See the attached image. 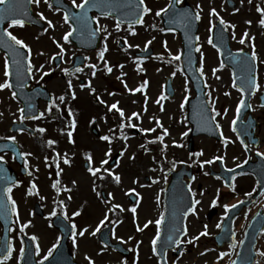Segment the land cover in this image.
<instances>
[{
	"label": "rangeland",
	"instance_id": "rangeland-1",
	"mask_svg": "<svg viewBox=\"0 0 264 264\" xmlns=\"http://www.w3.org/2000/svg\"><path fill=\"white\" fill-rule=\"evenodd\" d=\"M235 1V7H228L223 0L192 1L201 12L198 65L206 78V86L209 88L207 95L211 100L212 109L220 113V115L216 114V119L219 120L224 131V138L233 137L231 123L240 101V93L238 87H233L231 82V69L221 62V55L214 44L209 43L210 39L212 41L215 20L224 21L234 49L248 47L251 52L259 56V64L262 66L260 75L264 81V25L260 23V20L264 19V12L259 10L264 9V0ZM76 2L79 4L81 0ZM163 4L154 3L151 11L145 16L144 23L133 25L134 27L121 25L117 30L115 27L117 22L113 18L99 19L98 27L106 26V31H102V44L94 51H81L70 37L69 41L63 39L72 29V25L69 21L65 22L62 12L49 7L47 0H40L39 4L34 3L37 13H42L46 18L43 28H24L14 31V34L24 39L31 48V61L34 66L33 82H44L55 96V101L53 107L44 102L41 106L44 115L29 123L34 133L12 132L10 130L12 122L21 117V103L11 93L12 91L0 89V138L14 136L24 152L31 153L27 156L31 162V175L25 179V183L38 184L41 190L39 194L49 198L51 205H54L56 198V193L50 190L53 183L52 174L58 178L56 173L60 168L56 170L52 163L48 165L45 155L51 157L54 155L53 151H59L70 156L71 165L61 164L64 177L70 176L66 179V183L73 187L71 191L74 192L73 200L66 205L68 207L71 205L69 209L71 212L80 209L78 205H83L84 199L87 207H92L94 203L96 210L90 223L83 224L90 225L93 231L102 226L101 220H122L126 213L123 209V201L126 202L124 193L137 191V187L143 201L139 209V218H143L141 221L144 218H151L153 235L157 234L160 225L156 224V228L154 227L155 221L162 215L160 199L163 197L164 185L168 180L166 172L172 167H178L179 162L186 159L187 149L185 146L181 147L179 141L186 142L185 137L189 133L190 125L186 123L187 104L191 94H194V88L180 61L177 63L175 59L183 51L181 36L174 31L165 30L161 14L156 15ZM211 8H217L219 12L213 14ZM49 20L52 21V27L48 25ZM245 33H248L246 38ZM242 38L244 43L240 42ZM148 41L151 43L149 44ZM105 43L108 50L101 60L99 53ZM150 47L154 50L152 56L146 59L137 57L138 51ZM79 53H84L87 57L85 66L76 71L75 75L66 74L64 70L70 67L75 55ZM58 54L63 61L60 67L54 63V57ZM5 64L6 62H1L0 59V83H4L2 74L8 70ZM91 65H95V69ZM108 67L112 68L111 72L107 71ZM93 71L96 73L95 76L92 75ZM170 76L174 78L176 89L173 97L168 96L166 90L167 78ZM145 82H147L146 86L142 87ZM137 88H140V91H130ZM92 89H95V92ZM73 92L75 98L72 96ZM60 96H64L63 101L59 100ZM101 100L103 102H100ZM117 102H119L118 107L124 112L123 117L115 109L109 110V106ZM66 104L71 105L73 114L77 116L76 119L65 115L62 109ZM49 108L53 112L49 111ZM256 112L264 118V109L258 103ZM133 113L139 115L133 116ZM73 119H75V127L72 126ZM122 124L124 127H121ZM40 128L45 131L40 132ZM94 128L98 131L97 135L94 133ZM145 129L155 130L142 131ZM164 129H167V134ZM136 131L140 132L137 134ZM262 135L264 136V132ZM104 136L110 139L107 141L102 139ZM161 136L163 140L159 139L160 144L155 151L146 150L145 144L148 149H155V144L151 145V142L155 137ZM47 139L56 143L49 145ZM196 144L197 151L210 153L208 158L215 154L239 152L238 144L228 140L227 143L221 144L203 136L196 138ZM117 153L120 154L117 164L110 166V160ZM89 155L92 157V168L100 169L96 175L86 172L83 168V162L88 160ZM161 158L164 159L161 161L159 160ZM102 160H107V164H101ZM116 175L120 176L119 182L115 180ZM200 181L211 184L213 180L201 178ZM105 196L108 197V203ZM28 200L33 201L31 198ZM23 209L26 210L25 206H22ZM113 209L116 210L115 213L112 212ZM17 225H23L21 220H17ZM191 227L193 230L196 225L191 224ZM213 228L214 224L210 223L211 233L214 231ZM114 234L116 238H126L128 241V238H132L121 229ZM206 240V247H211L210 237L207 236ZM133 243L135 244L132 245L141 249L144 263L148 261L145 250L148 244L140 246L142 242L139 237L135 238ZM92 246V257L96 258L98 264H104L103 261L106 264L120 263L121 258L107 253L110 250L103 248L97 237L93 239ZM113 258L114 260L111 261ZM197 258L198 256L192 257V260ZM108 260L111 262L108 263Z\"/></svg>",
	"mask_w": 264,
	"mask_h": 264
},
{
	"label": "flooded vegetation",
	"instance_id": "flooded-vegetation-1",
	"mask_svg": "<svg viewBox=\"0 0 264 264\" xmlns=\"http://www.w3.org/2000/svg\"><path fill=\"white\" fill-rule=\"evenodd\" d=\"M156 1L164 3V5L165 3L168 5V2H170V0ZM223 1L226 2V0ZM179 2H184V0H179ZM144 3L146 4L148 1L144 0ZM251 108V114H246V116L241 118L239 130H241L243 137H241L240 133H236L235 141L236 144H238L239 152L224 154V156L228 155L230 157L229 159L231 163H235V167H247L249 164L247 168H251L250 171L237 173L231 182L226 184V178L216 173L221 169V163L217 161V166L206 163V161H208L206 158H208L207 156L210 155V153L193 151V153H188L185 156L189 160L187 165L189 168L193 169L194 174V178L189 182V185H191L193 196L196 200L200 201V203L195 205V211L187 218V233L182 238L184 249L180 252L168 251V263L213 264V262L217 261L216 263L219 264L218 256L221 255V250L216 244L215 236L222 229L223 222L228 218L231 212L235 214L233 222V245H235V247H230L232 250L231 258L234 259L237 257L240 251V245L244 239L243 237L251 225L254 229L255 227L261 228L255 248L257 249L258 256L256 264H264V255H261V253L264 252V188L260 191L262 184L264 186V160L257 161V155L264 153L263 150H259L260 146L264 145V136L262 135L264 132V118L260 113L255 111L253 106ZM249 134H251V137H249ZM245 145L248 146L247 149ZM195 150H197L196 147ZM6 154H8V159L5 157V161L16 172L18 181L16 184L8 187L11 188V193L7 191V197L10 195L12 199L16 201V208L19 214L17 218L16 213H14L16 219L21 220L23 225L27 224V227L21 231V227L16 228V226H14L10 239L12 255L7 259L0 257V264H21L23 257L20 254V248L24 247L26 250V236L31 239L33 235L37 237L35 241L31 239V244L34 245V251L36 252L37 244L40 249L39 253L36 252V258L39 262H36V264H40V262L43 261V257L47 255L48 250L52 249L54 244L57 245V248H61L62 250L68 247L71 254L81 264H91V262L98 264L95 262L96 258L92 257V242L96 237L99 240L101 239V230L96 232L95 235H92L94 231L91 230L90 225H83L90 223L96 210L94 203L92 207H87L86 199H84L85 203L83 205H78L80 209H74L69 212L71 205L68 207L66 203L70 204V200H73L72 196H74V192L71 191L73 187L68 186L66 183V179H69L70 176L64 177L65 173L61 168V171L56 175H58V178H60L62 182L59 183L57 187H53V184H51L52 188L50 190L56 193L55 203L51 205L49 198L43 197L42 199V196L39 194L41 192L39 186L34 188L32 187L33 184L27 185L25 183V179L30 175V169L24 166L25 160L22 165L16 160L12 153ZM57 158L58 157H52V159ZM64 161V159L62 161L57 159L56 163L65 166L72 164V162L65 163ZM84 166L86 170L91 167L88 162H85ZM53 176L54 180L55 174H53ZM201 178L212 179L213 181L211 184H204V182L200 181ZM29 190H31L33 194H29ZM135 197V201L132 202L129 194H126V202L123 201V209L126 211L125 215L120 222L116 220L109 223L112 226L111 233L118 232V229H121L127 236L132 238H128L129 241L126 238H123L122 241L115 239V242H121L124 248H114L112 246L109 248L116 252V254L121 255L120 264H130L129 257L131 255L133 256L137 249L141 252L140 248H137L136 245H132L135 244L133 243L134 239L139 237L142 242L139 244L140 246L142 244H148V247L145 249L148 261L144 263V261L141 260L136 264H155V258L157 264H160L159 257L157 253L153 251V244L151 242V240H153L152 223L148 224L146 228L144 227L148 221H151V218H144V220L141 221L143 218H139V209H141L143 201L140 192H137ZM28 198L33 199V201L30 202ZM106 200H108V197ZM61 201H63L62 204L60 203ZM9 202L11 204L10 200ZM243 204H245V207L242 209L237 207ZM233 205H235V207H232ZM22 206H25L26 210H22ZM110 207H112V205ZM133 208L136 209L135 212L132 211ZM115 211L116 210L113 209L112 212L115 213ZM76 212L80 214L73 215V213ZM196 212H198V215L191 220L190 217ZM53 213L55 214L53 215ZM60 215L65 216L72 224L74 223L76 225L77 233L87 228L88 231L85 232L84 236L77 235L75 244L73 243L71 234L65 242L62 231L53 225L54 219ZM239 221L240 226L237 228ZM188 222L189 224L196 225V228L192 230L191 225L188 227ZM210 223L214 224L213 233H211ZM205 224H208L209 227H204ZM217 225H220V227H217ZM205 232V235H201V233ZM1 234L2 225L0 223V237ZM207 236H209L211 242H213L211 248L206 247ZM194 237L198 238L193 239ZM223 248H225V246ZM55 250H53V252ZM122 251L127 253V255H123ZM197 256V259L192 260V257ZM89 258H91V262Z\"/></svg>",
	"mask_w": 264,
	"mask_h": 264
},
{
	"label": "water",
	"instance_id": "water-1",
	"mask_svg": "<svg viewBox=\"0 0 264 264\" xmlns=\"http://www.w3.org/2000/svg\"><path fill=\"white\" fill-rule=\"evenodd\" d=\"M138 2V1H137ZM134 7L137 9L136 16L133 17V22L141 15L142 6L140 4L134 3ZM187 16H178L176 18L169 17L166 19L165 25H169L172 28L178 29L183 35L184 39V53H183V67L194 81V88H196V96L191 99L189 110V121L193 123L194 134L207 133L210 136L218 137L220 136L217 124L213 120V115L211 109H209L208 100L205 98V88L204 80L198 74L197 64V31L199 27L198 20L195 19L196 13L189 9ZM68 14L75 24L76 31L72 35L74 40H89L90 37L93 42H97V37L93 35L92 31L89 30L88 37H83L84 24L82 20L75 19L73 12L68 9ZM135 13H132L134 16ZM27 20V19H26ZM90 21V20H89ZM214 42L222 49V55L224 56L225 62L234 67L235 76L238 82L240 80H254L256 79V64L253 57L248 54L246 50L243 52H234L230 48L229 35L226 33L221 24H219L215 31ZM242 83V82H241ZM245 86V83H242ZM168 90L173 92L171 88V79L168 80ZM245 101L248 103L252 94L255 92L254 86L245 87ZM264 99V94H263ZM114 162V161H113ZM173 181L168 185L166 190V206L168 212L174 208L181 209L183 212L182 216V226L184 223L185 215L191 210L192 197L190 195L189 189L185 186L184 181L181 182L178 176L173 175ZM171 223H168L167 219L164 221L162 226V235L159 240V249H165L168 246L167 234L169 233Z\"/></svg>",
	"mask_w": 264,
	"mask_h": 264
},
{
	"label": "snow or ice",
	"instance_id": "snow-or-ice-1",
	"mask_svg": "<svg viewBox=\"0 0 264 264\" xmlns=\"http://www.w3.org/2000/svg\"><path fill=\"white\" fill-rule=\"evenodd\" d=\"M28 2L39 4V3H40V0H28ZM176 2L179 3V0H176ZM8 3H9V0H0V4H8ZM72 4H73L76 8H79V9L84 10V15H83V17H81V16H76V17H75V19H77V20H80V19H82V18H85V19H86V18H87V10H88L90 7H95V6H96L94 3L91 2V0H81V3H79V4H77L76 0H72ZM139 4L143 6V12H144V13H148V12L151 11V9L148 8L147 5L144 3V0H139ZM49 7H52V5L49 4ZM108 7H109V8H112V11H115V8H114L111 4H109ZM169 7H172V5L170 4ZM57 10H59V9H57ZM259 10H260L261 12H264V9H259ZM112 11H102V12H101V15H104V16L111 15V14H112ZM166 11H167V9H161L159 12L156 13V15H160L161 12H166ZM13 12H14V8H13L11 5L8 6V7H5V8H0V23H3L6 19H8V18L13 14ZM212 13H213V14H217L215 9H212ZM25 15H27V13H25ZM40 18H41V19H46L45 17H43V14H42V13L40 14ZM69 19H70L69 14H68L67 12H65V13H64V20H65V22H68ZM94 19H96V22L99 23V18H94ZM195 19H196V20H199V19H200V16H199L198 13L195 15ZM10 23H11L12 26H21V27H22V26L25 25L26 20H25V19H16V18H12V19L10 20ZM135 23H137V24H143V23H144L143 16H142V15H139V16L137 17V19L135 20ZM220 23L223 24L224 21L221 19ZM249 23H251V21H249ZM260 23H261L262 25H264V19H261V20H260ZM48 25H49L50 27H52V26H53V25H52V21L49 20V21H48ZM115 27H116L117 30H119L120 27H121V23L118 21V22L116 23ZM130 27H131V25H130ZM233 27H234V26H233ZM46 30H47V29H45V31H46ZM75 31H76V29H75V28H72L71 30H69V31L64 35L63 39H64L65 41H69V37H71ZM99 31H106V26H101V27H99V28H97V29H94V30H93V35H95V34H96L97 32H99ZM132 31H133V33H134V29H132ZM4 35L7 37V40L4 41L5 46L11 49V51H12L13 54H14V56L19 57V59H16V60H15V63H16L17 65H19V64L21 63V60L24 59V57H23L22 54H21L20 49H21V48H22V49H27V53H28L29 58H28V63H27V69H26V70H27V73H28V74H31V73L33 72V67H34V66H33V64H32V62H31V59H30V54H31V48H30V46L25 42L24 39L18 38L16 35H14L11 31H8L7 29L4 30ZM247 36H248V33H245V34H244V37L246 38ZM234 37H235V34L233 33V38H234ZM197 39H198V38H197ZM9 41H11L12 44H10ZM240 42H241V43H244V39L242 38ZM148 43L150 44L151 41H148ZM209 43H212L211 39L209 40ZM13 44L16 45V46H19V47H13ZM128 47H132V45H128ZM137 47H138V46H137ZM61 48H62V46H61ZM62 50H63V49H62ZM107 50H108V49H107V44L105 43L104 48H103V49L100 51V53H99V57H100L101 60L104 59V53H105ZM197 51H199V49H197ZM58 55H59V54H58ZM251 55H252L253 59H255V57H256V53H255V52H252ZM175 59L179 60L180 57H179V56H176ZM5 67H6V69H8V67H9L8 64H7V60H6ZM91 67H92L93 69H95L96 66H95V65H91ZM122 67H123V65H121V68H122ZM40 68L42 69L43 66L41 65ZM201 68H202V65H201ZM141 70H142V69H141ZM64 71H65V72H68L67 69H65ZM107 71H108V72H111V71H112V68H111V67H108ZM95 74H96L95 71H93V72H92V75L95 76ZM21 75H22V73L20 72V70H19V68H18V70H17V76H21ZM44 75H47V73H44ZM173 75H174V74H173ZM201 75H203V72H202V71H201ZM5 76H6V77H10V76H11V72L8 71V70H6V72H5ZM68 83H69V87H71V81H69ZM146 84H147V82H145L144 85H142V87L146 86ZM11 86H12V85H11V83H10L9 81H5L4 83H0V89L10 88ZM125 86L127 87V85H125ZM236 86H237V85H236L235 83H233V87H236ZM247 86H254L255 89H259V88H260V85H259L258 83H255L254 80H246V81H245V86H242V87L240 88V91L243 92V91L245 90V87H247ZM92 91L95 92V89H92ZM130 91H140V88H137V89H134V90L130 89ZM13 95L15 96L16 93H13ZM72 96H73V98H75V92L72 93ZM163 98H164V97H161V99H163ZM59 100H60V101H63V100H64V96H60V97H59ZM100 102H103V101L101 100ZM53 103H54V102H53ZM118 103H119V102L111 104V105L109 106V110L111 111V110L115 109V110L118 111V112L120 113V115L123 117V116H124V112H123L122 109H120V108L118 107ZM157 103H159V101H157ZM245 104H246V101H245L244 99H241L240 102H239V105L237 106V109H236V111H237L238 114H239L241 108H242L243 106H245ZM24 111H25L24 109H20V112H21V116H22V118H24ZM49 111H51V108H49ZM213 111H215L214 108H213ZM216 114H217V115H220V113H216ZM40 115L43 116L44 113H41ZM138 115H139L138 113H133V116H138ZM31 118H38V117H31ZM232 123H233V125H235V124H236V120H233ZM72 126L75 127V119H73V121H72ZM121 127H124V125L122 124ZM154 130H155V129H145V130H142V131H154ZM233 130L235 131V127L233 128ZM39 131H40V132H44L45 129L40 128ZM164 132H165V134H167V129H164ZM69 135H71V134L69 133ZM8 139L14 141V140H15V137H14V136H13V137H8ZM102 139H104V140L107 141V140H109L110 138H109L108 136H104V137H102ZM158 139H160V140L162 141V140H163V136L159 137ZM225 142L227 143V140H226ZM55 143H56V141H54V140H49V141H48V144H49V145H52V144H55ZM242 143H243V141H242ZM247 147H248V146L245 145V148H246V149H247ZM29 155H31V153H21V156H29ZM57 155H59V154H57ZM260 155L264 156V153H261ZM46 159H47V158H46ZM217 159H222V157H217ZM3 160H4V157H3L2 155H0V161H3ZM88 160H89V161L92 160L91 155L88 156ZM64 162H65V163H69V161H68L67 159H65ZM206 163H212V161L209 160V161H206ZM101 164H107V160H102V161H101ZM24 166H25V168L28 167L27 161H25V165H24ZM88 170H89V172H91L93 175H96V173L100 171V169L92 168V167H89ZM105 171H107V169H105ZM29 174H31V173H29ZM115 180H116L117 182H119V181H120V176L116 175V176H115ZM58 184H59V181H56V182L53 184V187H57ZM32 187H35V184H33ZM7 191H8L9 193H11V188H8ZM69 191H70V190H69ZM133 191H134V190H133ZM29 194H33V193L31 192V190H29ZM69 198H71V197H69ZM42 199H43V197H42ZM8 200L11 201L12 211H13L14 213H16L17 218H18V217H19V214H18V212H17V208H16V201L13 200L12 197H11L10 195L8 196ZM60 203L62 204L63 201H61ZM193 203H194V204H199L200 201H198V200H194ZM5 206H6V205H5ZM117 207H119V205H117ZM226 207H227V206H226ZM232 207H235V205H233ZM132 211L135 212L136 209L133 208ZM191 211L194 212V211H195V208L193 207V208L191 209ZM54 214H55V213H53V215H54ZM79 214H80L79 212L73 213V215H79ZM105 219H107V217H105ZM163 220H164V216H163V214H162L161 217H160V219L156 220L155 223H156L157 225H160V224L163 222ZM29 223H30V222H29ZM150 223H152V221H148V222L144 225V227L146 228V227L148 226V224H150ZM100 224L103 225V224H104V221L101 220V221H100ZM25 227H27V224L21 225V231H23V229H24ZM217 227H220V225H217ZM140 230H142V229H140ZM87 231H88L87 228H85L83 231H80L79 233H77V231H76V225L73 223L72 226H71V235H72L73 243L75 244L77 235H79V236H84L85 232H87ZM99 231H100V228L97 227V228L95 229V231L92 233V235H95L96 232H99ZM174 231H178V230H174ZM185 232H186V229H185ZM205 234H206V232H205V233H201V235H205ZM197 238H198V237H194L193 239H197ZM31 239H32L33 241H35V240H37V237H36L35 235H33V236L31 237ZM168 239H169V241H172L173 243H181V242H182V241L174 240V239H173V236H171V235L168 237ZM159 240H160V235H159V232H157L156 237H155V238L153 239V241H152V244H153V251H156V245H157V242H158ZM232 247H235V245H232ZM56 248H57V245L54 244V245L52 246V249H49V250H48L47 255L43 257V261L48 260L49 257H51V256L53 255V250H55ZM39 251H40V249H39V245L37 244V246H36V252L39 253ZM20 254H21L22 257L24 256V254H25V248H24V247H21V248H20ZM11 255H12V250L9 249V250L7 251V256L4 257V258H5V259L10 258ZM221 255H227V253H222ZM261 255H264V252H262ZM89 259H90V262H91V258H89ZM43 261H41V264H43ZM58 264H59V262H58ZM91 264H94V262H91ZM232 264H236V261H232Z\"/></svg>",
	"mask_w": 264,
	"mask_h": 264
}]
</instances>
